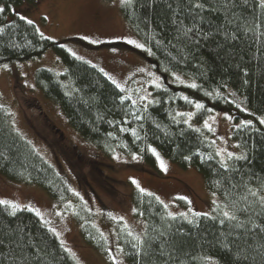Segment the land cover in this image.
<instances>
[{"label":"trees","instance_id":"trees-1","mask_svg":"<svg viewBox=\"0 0 264 264\" xmlns=\"http://www.w3.org/2000/svg\"><path fill=\"white\" fill-rule=\"evenodd\" d=\"M34 2L0 0V66L52 49L64 71L39 67L34 81L77 132L102 151L138 153L152 167L155 150L181 167L194 166L223 205L188 218L170 214L154 194L133 188L128 197L143 221L142 233L134 235L114 216L106 218L113 233H105L65 176L14 129L1 103L0 174L41 186L64 208L74 205L68 199L75 200L72 217L81 238L113 264V237L126 264H207L208 258L219 264H264V125L258 118L264 116V2L123 1L121 14L149 48L154 68L195 79L187 87L155 89V98L145 105L124 96L101 69L43 36L13 10ZM195 99L202 102L192 113L196 122L218 108L231 115L237 152L222 159L207 131L183 118L180 111ZM29 103L40 106L35 97ZM0 264L77 263L36 213L0 201Z\"/></svg>","mask_w":264,"mask_h":264},{"label":"rangeland","instance_id":"rangeland-1","mask_svg":"<svg viewBox=\"0 0 264 264\" xmlns=\"http://www.w3.org/2000/svg\"><path fill=\"white\" fill-rule=\"evenodd\" d=\"M123 1L35 0L13 10L32 22L43 36L60 42L76 57L101 69L135 103L151 102L157 88L193 85L195 79L190 76L154 68L148 58L149 48L121 14ZM39 67L62 72L65 64L49 48L38 57L1 65L0 103L14 129L65 176L73 192L94 211V222L101 231L113 233L106 218L114 216L134 235L142 233L143 221L134 215L128 197L133 188L154 194L170 214L180 213L188 218L196 213L210 214L223 205L222 198L207 188L201 172L194 166L181 167L155 150L157 166L152 167L138 153L105 152L94 146L68 123L61 107L45 97L35 84L34 71ZM14 84L18 86L16 90ZM176 92L178 96H186L184 90ZM216 94L214 91L210 96ZM31 97L40 106L31 105ZM201 104L200 100H193L187 110L180 111L183 118L207 131L222 159L237 152L230 136L234 124L231 115L218 108L196 122L192 113ZM258 118L264 125V116ZM0 201L13 209L26 208L36 213L77 264H113L81 238L72 217L75 200L68 199L74 205L64 208L41 186L12 181L0 174ZM110 242L116 264H126L114 237ZM207 264L219 263L208 258Z\"/></svg>","mask_w":264,"mask_h":264}]
</instances>
